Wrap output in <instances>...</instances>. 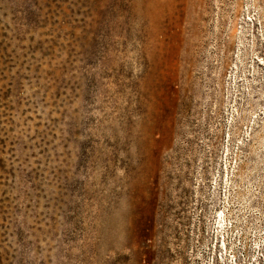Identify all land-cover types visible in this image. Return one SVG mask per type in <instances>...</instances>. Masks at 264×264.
Listing matches in <instances>:
<instances>
[{
    "label": "rangeland",
    "instance_id": "rangeland-1",
    "mask_svg": "<svg viewBox=\"0 0 264 264\" xmlns=\"http://www.w3.org/2000/svg\"><path fill=\"white\" fill-rule=\"evenodd\" d=\"M161 1L0 0V264H264V0Z\"/></svg>",
    "mask_w": 264,
    "mask_h": 264
},
{
    "label": "bare ground",
    "instance_id": "bare-ground-1",
    "mask_svg": "<svg viewBox=\"0 0 264 264\" xmlns=\"http://www.w3.org/2000/svg\"><path fill=\"white\" fill-rule=\"evenodd\" d=\"M155 3L161 5L162 1L161 0H153ZM175 0H168V6H170L171 8L173 7ZM159 9V8H158Z\"/></svg>",
    "mask_w": 264,
    "mask_h": 264
}]
</instances>
